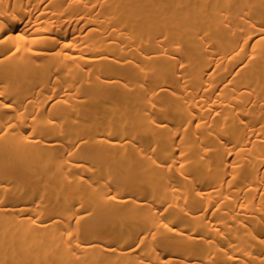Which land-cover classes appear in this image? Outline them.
Wrapping results in <instances>:
<instances>
[{"label":"bare ground","instance_id":"6f19581e","mask_svg":"<svg viewBox=\"0 0 264 264\" xmlns=\"http://www.w3.org/2000/svg\"><path fill=\"white\" fill-rule=\"evenodd\" d=\"M0 264H264V0H0Z\"/></svg>","mask_w":264,"mask_h":264}]
</instances>
